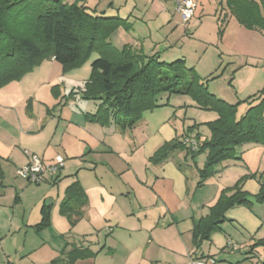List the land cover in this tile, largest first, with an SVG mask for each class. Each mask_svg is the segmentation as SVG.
<instances>
[{
  "label": "crops",
  "instance_id": "0c3cea01",
  "mask_svg": "<svg viewBox=\"0 0 264 264\" xmlns=\"http://www.w3.org/2000/svg\"><path fill=\"white\" fill-rule=\"evenodd\" d=\"M79 1L99 15L125 20V25L115 31H132L133 40L119 44L113 39L116 33H112L110 39L117 49L130 45L137 53H158L160 59L161 52H145L144 27L138 21L146 20L150 37L153 33L148 21L162 20L156 30L182 21L176 0ZM196 1L192 18L201 13L214 18L218 25L236 18L226 5L227 0ZM255 1L264 15V0ZM250 30L264 35L262 30ZM60 64L54 58L44 60L20 80L0 88V264H187L191 254L212 258L213 264H264V245L257 244L264 238V204L229 208L220 230L200 247L194 244L195 224L209 213L222 191L235 183L225 185L217 179L230 161L219 165L216 174L202 184L200 168L206 156L203 163L195 157L184 158L192 174L181 164L182 172L166 171L169 164L175 166L170 162L150 168L149 156L141 162L140 147L131 150L117 128L85 119V115L97 111L98 103L82 101L79 95L67 97L72 86L61 83ZM240 67L235 70L238 76L244 68L255 72L250 62ZM238 76L233 80L240 88L243 80ZM162 138L156 148L174 138V134L167 131ZM25 150L39 153L46 163H52L55 155L62 152L67 157L65 166L53 177L47 176L43 182L49 184L45 187H33L16 173L28 162ZM80 161L93 165L94 173L86 177L79 174ZM68 164L72 165L70 169H76L75 174L73 170L66 172ZM99 166H105L101 168L104 180L96 172ZM118 174L122 181L116 177ZM76 180L83 187L86 203L73 204L82 217L71 224L68 216L61 217L59 212L67 187ZM110 181L116 182V189ZM210 182L218 184L212 197L197 198L199 189ZM259 188L260 184L257 192ZM27 195L38 197L31 206L26 203ZM131 196L136 202L128 200ZM123 197V203L116 208ZM44 205L51 206L52 222L37 230Z\"/></svg>",
  "mask_w": 264,
  "mask_h": 264
},
{
  "label": "trees",
  "instance_id": "16d2710c",
  "mask_svg": "<svg viewBox=\"0 0 264 264\" xmlns=\"http://www.w3.org/2000/svg\"><path fill=\"white\" fill-rule=\"evenodd\" d=\"M226 5L242 25L264 31V15L258 2L227 0ZM124 25V19L99 15L79 0H0V88L20 80L46 57L54 58L68 71L84 64L96 52L99 56L91 61L92 74L84 95L100 101L97 111L87 114L93 121L115 123L125 130L127 125L135 124L143 110L161 106L162 94L190 95L202 107L218 112L219 118L211 125L212 137L203 143L197 140V149L191 151L185 140H175L164 143L157 153L163 159L177 148L186 149L192 158L196 152H206L199 184L214 174L220 163L241 159L238 150L243 145L264 144V91L249 97L248 109L238 117L240 102L232 104L211 93L184 59L168 63L158 53H137L130 45L117 49L111 34ZM188 135L186 132L184 139ZM256 176L253 173L246 178ZM258 176L260 188L255 195L243 189L245 178L222 191L217 203L194 226L196 247L220 230L229 208L264 204V171ZM84 198L78 180L67 187L61 213L68 216L71 224L82 217L73 204H85ZM50 213L51 206L44 205L37 229L50 224ZM257 244L264 245V238Z\"/></svg>",
  "mask_w": 264,
  "mask_h": 264
},
{
  "label": "rangeland",
  "instance_id": "374dc122",
  "mask_svg": "<svg viewBox=\"0 0 264 264\" xmlns=\"http://www.w3.org/2000/svg\"><path fill=\"white\" fill-rule=\"evenodd\" d=\"M171 10L174 12L172 3ZM182 21H179V23H174L173 21L170 25L165 24L160 30H156V27L162 20L159 22L156 20L148 21L152 29V37L149 36L146 20L144 19L143 23L138 21V23L143 24L144 27L142 30V32L144 31V35H142V37L145 39V52L149 54L161 52V54H163L161 60L168 63L177 59H186V65L188 67L193 66L195 71L201 74V78H203V81L211 93H214L217 97L223 98L232 104L240 102L237 116H242L249 106V102L246 100L255 93L264 91V35H261L257 30H250L249 28L243 27L236 18H232L227 24L221 25L219 23L218 25L214 18L205 15L201 16L200 13V15L196 14V18H192L189 24ZM186 31L188 33H186ZM223 32L225 34L224 42L221 40ZM115 33L116 31H114L112 35ZM132 34L134 35L132 31H121L118 34L116 33L113 39L114 41H118L119 44H124L125 42L133 40ZM122 49L123 48H121V50ZM98 56V53H92L84 64L68 71L60 64L62 67L61 83L65 82L68 86H72L67 94L68 98L79 95L78 98L80 100L83 99L82 101L92 100L86 98L84 95L87 91V82L92 74L91 61ZM44 60L47 61L50 60V58L46 57ZM245 62L253 64V66H255V72L248 68H244L238 76L235 70L241 68L240 66ZM237 76L243 80V83H241V85L239 84L240 88L235 86V81L233 80ZM58 88L60 89V87ZM94 102L98 103V105L100 103L99 100H94ZM159 102L162 103L161 106L143 110L135 124L127 125L125 130H121V127L115 123L103 125L100 122L93 121L87 117V115H85V119L88 122L96 123L101 126L117 128L118 132L123 136V141L130 143L131 150L140 147V149L138 148V157L141 162H143V160L145 161L149 156L148 161L150 163V168L153 169L163 163L170 162L177 168L174 166V169L171 164H169L166 171L175 174L182 172L180 169L181 164L186 172L192 174L193 170L184 160L187 156L188 158H192V155L188 154L186 149L177 148L167 158L161 159V156L159 154L157 155V153L167 141L159 148H156L158 147L156 145L163 139L162 137L167 131H171L174 134V138L170 139V141L183 140L184 142L186 139H192L193 137L190 136L184 139V134L188 132L203 143L212 137L211 125L219 118V114L216 110L202 107L201 104L190 95L162 94L159 96ZM160 127L163 130L160 129ZM112 150L115 151L114 149ZM190 150L194 151V149L191 148ZM116 152L117 151L113 153L117 154ZM60 154L67 159L64 153L61 152ZM104 155L106 156V154ZM115 156L121 159L118 155ZM205 156L206 152H196L195 160L203 163ZM239 156L241 159L227 160L230 161L226 163L228 166L223 171L222 176L217 177V179L222 184L228 185L231 182H235L234 184H236L240 179L245 178L243 184L244 189L251 195H255L259 185L258 174L264 171V144H245L242 146ZM170 157L174 160L171 161ZM80 162L81 166L77 168L79 169L77 170L79 174L86 177L94 173L93 165H87L85 161ZM221 164L222 163L219 165ZM69 165L70 164L66 167V172L68 170H73L70 169L72 165ZM219 165L214 168L215 173L207 177L206 180L216 174ZM102 167L105 166H99L96 172L99 177L102 176L104 180V172L101 170ZM248 171L252 172L248 173ZM75 172L76 171L73 173L75 174ZM253 173H257V176L246 178V176ZM116 177L121 181L123 180L120 174ZM27 183L33 185V187L41 185L45 187L48 182H42L41 184ZM112 186L116 189L115 181L112 183ZM217 186L218 184L216 182H210L202 186L197 193V198H211L216 192ZM35 198L38 197L27 195L26 203L31 206V204L35 202ZM123 200L124 197L118 201L116 208L123 203ZM128 200L135 201V198L131 196ZM59 214L61 217L63 216L61 212H59ZM151 214L152 212H149V215ZM50 222H52V213L50 214ZM50 225L41 229H36L43 230Z\"/></svg>",
  "mask_w": 264,
  "mask_h": 264
},
{
  "label": "built area",
  "instance_id": "2783aa9c",
  "mask_svg": "<svg viewBox=\"0 0 264 264\" xmlns=\"http://www.w3.org/2000/svg\"><path fill=\"white\" fill-rule=\"evenodd\" d=\"M197 6L196 0H176L177 10L180 12L183 22L189 21ZM186 145L191 149H197L198 141L196 139H186ZM28 156V162L16 169V173L19 177L31 182L41 183L46 180L47 176L53 177L58 174L59 171L65 166V158L62 154L58 153L54 157L52 163H46L37 152H31L25 150ZM214 260L205 256H197L191 254L188 257L187 264H213Z\"/></svg>",
  "mask_w": 264,
  "mask_h": 264
}]
</instances>
